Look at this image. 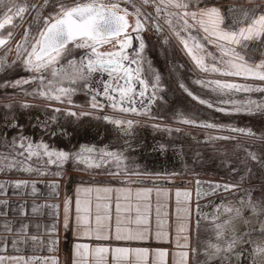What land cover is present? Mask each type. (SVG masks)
<instances>
[{
    "label": "snow or ice",
    "instance_id": "snow-or-ice-1",
    "mask_svg": "<svg viewBox=\"0 0 264 264\" xmlns=\"http://www.w3.org/2000/svg\"><path fill=\"white\" fill-rule=\"evenodd\" d=\"M49 8L51 11L45 14ZM149 8L152 11H148ZM18 29H23V33ZM148 31H155L165 45L174 39L189 58L193 65L192 83L210 95H198L183 82L178 86L197 103L226 116L264 115V0H36L31 4L28 0H0V72L15 67L29 74L0 82V88H15L25 96L43 99L51 113H46L43 119L35 117L36 123L31 126L48 138L36 141L34 135L24 131L25 125L20 123L19 117L12 114V105H5L9 112L0 120L3 126L0 128V149H3L0 174L16 171L51 176L54 179L49 187L53 198L59 196L61 181L67 175L64 166L68 163L78 171L93 176L103 174L118 182V186L97 182L77 188L75 229L82 238L109 243L96 246L75 243L73 264H87L90 256L94 264H109V256L110 264H169L170 256L171 264H189L192 256L201 253L206 257L204 264L213 260L219 264H233V261L243 264L245 259L249 264H256V257L264 255V245L255 244L252 237L259 233L264 239V200H253L252 190L244 189V195L237 201L239 207L231 201L227 204L221 201L215 204L212 213H205L199 203L208 196H223L229 192L236 195L251 169H246L237 183L197 180L195 201L190 190H177V213L173 221L167 211L170 189L159 186L155 178L176 173L142 171L135 162L126 163L129 158L123 152L111 151L107 146L77 142L72 147L59 149L50 143L66 138L72 145L83 117L103 120L125 135L137 123L109 115L105 109L160 119L152 115L151 107L164 100L161 93L166 90V84L146 56L144 33ZM76 50L82 54L74 55ZM28 84L33 87L25 89L24 85ZM77 94L88 97L90 110H75L84 108L73 101L72 97ZM238 94L246 95L238 99ZM252 94L259 95L254 98ZM20 107L28 109L34 105L25 101ZM178 120L215 133H232L210 134L209 141L257 136L250 127L201 121L183 114H178ZM156 150L166 154L168 149L161 144ZM246 152L248 158L264 166V160L255 153ZM33 160L34 163H29ZM109 161L115 164L116 170L109 166ZM52 165L56 171L50 170ZM102 169L103 172L98 171ZM230 171L236 173L238 169L230 168ZM39 182L24 179L0 182V195L6 194L9 185L19 190L18 194L30 188L32 215L53 216V222L45 225L44 233L52 238L41 241L40 235L28 232L29 224L21 222L16 231L11 221L4 220L0 222L3 228L0 264H37L38 261L39 264H59L56 256L4 254L8 233L16 237L11 245L17 252L20 251L17 244L27 240L42 243L49 252L58 251L55 210L59 205L47 200L36 202ZM6 204V200H0V205ZM72 204L71 198L65 197L63 227L66 231ZM212 204L209 201L206 206ZM24 207L19 206L21 212ZM44 209L53 211L46 213ZM221 209L228 215L222 221ZM244 209L256 216L255 226L242 232L235 228L230 230L229 226L242 217ZM5 215L0 211V216ZM201 221L212 224L214 236V241L205 242L203 249L199 247ZM245 223L251 222L245 219ZM36 226L39 228L40 224ZM193 232L196 246L192 243ZM112 241L119 243L113 245ZM153 243L169 247L147 246ZM249 244L253 246L246 256L244 246Z\"/></svg>",
    "mask_w": 264,
    "mask_h": 264
},
{
    "label": "rangeland",
    "instance_id": "rangeland-1",
    "mask_svg": "<svg viewBox=\"0 0 264 264\" xmlns=\"http://www.w3.org/2000/svg\"><path fill=\"white\" fill-rule=\"evenodd\" d=\"M35 2L36 0H28L29 4ZM47 11H51V9H46L45 14ZM148 11H152V9L149 8ZM27 19L30 20L31 16H27ZM17 31L20 34L23 33V29H18ZM144 37L147 44L145 50L146 56L151 61L152 66L159 70L166 84V90L161 93L164 96V100L157 101L151 107L152 115L160 119H151L147 115H124L119 112H113L111 109H105V112L109 115L131 119L137 123H134L128 134L125 135L117 127L105 123L103 120L83 117L80 121L82 127L75 140H73L72 145L68 144L66 138H57L50 141L52 146L64 149L65 147H72L79 142L93 144L97 147L107 146L111 151L123 152L129 158L126 163L135 162L142 171L146 169L148 172L176 173L174 176H162L156 179L159 182L167 180L175 185L186 186L192 192L193 201L195 200L197 180L201 182L237 183L246 169H251L250 174L241 183V187L236 195L229 192L223 196L215 195L201 199L199 203L205 213H212L215 204H219L221 201L226 204L231 201L234 206L239 207L240 205L237 201L240 196L244 195V189L252 190L253 200H264V166L248 158L246 152V150L253 152L261 160H264V138H259L264 137V115L226 116L200 105L178 86L180 82H183L198 95L204 97L210 95L206 90L192 83L193 65L189 61V58L181 51L176 41L172 39L169 44L165 45L155 31L144 33ZM16 39H19V35H17ZM80 54H82L80 50L74 52V55L79 56ZM180 65L184 67L181 68L179 67ZM27 75L29 74L19 68H9L4 72H0V82ZM32 87L33 85L31 84L24 85L25 89H31ZM244 95L246 94H238L237 98H243ZM252 95L256 98L259 94ZM72 99L76 104L84 106L83 109L76 108V111L90 110L87 107L88 97L83 94H77ZM25 101L34 105V107L28 109L21 108L20 105ZM5 105H12V114L19 117L20 123L25 125L24 131L27 134L34 135L36 141L42 138L46 141L48 140L47 137L41 136L40 129L31 126L36 123L35 117L41 118V114L43 115L41 119H43L46 113L51 114L50 109L46 107L47 101L25 96L20 90L15 88H0V120L6 118L9 112V109ZM57 106L63 107V105ZM178 114L201 121L214 120L216 123L225 125L250 127L257 133V136H240L237 140L209 141L208 136L210 134L232 135V133H215L210 129L181 123L178 120ZM97 115H102V113H97ZM154 124H158L161 127L154 128L152 126ZM1 125L0 128L3 127ZM73 127H75V124ZM10 138L11 133H9ZM161 144L167 147L166 154H162L156 150ZM0 151H3V149H0ZM34 160L29 163H34ZM109 166L113 170H116L113 162L109 161ZM49 167L51 171L57 170L54 165ZM230 168H237L238 171L232 173ZM64 170L67 173L64 179L71 177L110 178L103 174L93 176L90 173L78 171L71 163L65 164ZM98 171L103 172L104 170ZM0 175L38 176L36 174L30 175L25 172L16 171ZM42 177L53 178L51 176ZM205 187H207V184H205ZM209 201H212L213 204L206 206L209 205ZM220 211V220L227 219L228 215L223 214V209ZM245 219L251 223L246 224ZM217 222L219 223L220 221ZM255 224L256 216L250 210L244 209L242 217L235 219L229 228L230 230L235 228L238 232H242L254 227ZM211 229V223L201 221L199 233V247L201 249L205 246V242L209 240L214 241ZM194 240V246H196V237H194ZM252 240L255 244L264 245V239L260 238L259 233H255ZM252 246V244L244 246L246 256L251 252ZM205 260L206 257L203 253L194 256V264H204ZM210 264H219V261L213 260L210 261ZM233 264H236V262L233 261ZM243 264H249V260L245 259ZM256 264H264V255L256 257Z\"/></svg>",
    "mask_w": 264,
    "mask_h": 264
},
{
    "label": "crops",
    "instance_id": "crops-1",
    "mask_svg": "<svg viewBox=\"0 0 264 264\" xmlns=\"http://www.w3.org/2000/svg\"><path fill=\"white\" fill-rule=\"evenodd\" d=\"M18 179L24 180H37L40 181L37 183V194L39 199L36 201L37 203H43L45 200L49 203L58 204L59 208L55 210V214L57 217V224H58V251L57 252H49L47 247H45L42 243L39 242H32L31 240L21 241L17 244V247L20 249L17 252L13 249L11 245V240L16 238L13 237L11 233L6 234L5 244H6V251L5 255H23L25 257L29 256H38V257H47V256H56L58 257L59 264H73L74 260V251L73 246L75 243H87L91 246L96 245H104L108 244L107 241H96L94 239L82 238L79 235V231L75 229V220H74V202L77 198V188L89 185H95L97 182H104V183H111L112 185H117L118 182L113 180L112 178H105V179H96V178H80V177H71L69 179H63L60 184L59 188V196L53 198L52 191L49 187V184L52 179L54 178H47L42 176H25V175H0V182L5 181H14ZM156 179V178H155ZM165 180L164 182H159V186L165 187L170 189V202L167 208V211L170 213L173 221H175L176 213H177V204L175 198V192L177 190L183 191L188 189L186 186H180V184H174ZM168 183V184H165ZM151 186V185H149ZM189 190V189H188ZM19 190L14 189L11 185L6 189V194L0 195V200H6V205H0V211L6 213L5 216H0V222L4 220L11 221L14 229L16 231L19 230L20 223L24 222L29 224L28 232L30 234L40 235L41 241L50 240L52 236H46L45 233V225H50L53 222L52 215H45L42 217L33 216L31 213V204L33 203V197L28 195L30 193V188L26 190L24 193L18 194ZM95 194L93 193V197ZM65 197L71 198L73 201L72 204V211H70V219H69V228L67 231L63 227V220H64V212H63V205ZM153 198H155V193H153ZM23 204L25 205L23 212H21L19 206ZM95 204V199L93 198V205ZM195 205L193 204V208ZM94 210V209H93ZM44 211L52 212L51 209H44ZM154 215V213H153ZM37 223L40 224V227L37 228ZM0 232H3V228L0 227ZM194 237L195 232H193V246H194ZM113 245L119 243L116 241L111 242ZM150 248L156 247H169L168 245H158V244H151L147 245ZM109 264L111 262V257H108ZM39 264V261L37 262ZM87 264H94L92 257L88 258ZM169 264H171V256L169 257ZM189 264H194V256L190 258Z\"/></svg>",
    "mask_w": 264,
    "mask_h": 264
},
{
    "label": "bare ground",
    "instance_id": "bare-ground-1",
    "mask_svg": "<svg viewBox=\"0 0 264 264\" xmlns=\"http://www.w3.org/2000/svg\"><path fill=\"white\" fill-rule=\"evenodd\" d=\"M40 116H41V118H42L43 115L40 114ZM43 118H44V117H43ZM1 126H2V125H1Z\"/></svg>",
    "mask_w": 264,
    "mask_h": 264
},
{
    "label": "water",
    "instance_id": "water-1",
    "mask_svg": "<svg viewBox=\"0 0 264 264\" xmlns=\"http://www.w3.org/2000/svg\"><path fill=\"white\" fill-rule=\"evenodd\" d=\"M195 192H196V189H195ZM195 201V200H194Z\"/></svg>",
    "mask_w": 264,
    "mask_h": 264
},
{
    "label": "built area",
    "instance_id": "built-area-1",
    "mask_svg": "<svg viewBox=\"0 0 264 264\" xmlns=\"http://www.w3.org/2000/svg\"><path fill=\"white\" fill-rule=\"evenodd\" d=\"M166 184V183H165Z\"/></svg>",
    "mask_w": 264,
    "mask_h": 264
}]
</instances>
